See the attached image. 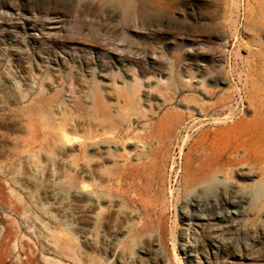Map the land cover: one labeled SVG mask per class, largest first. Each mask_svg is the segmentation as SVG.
<instances>
[{"label":"rangeland","instance_id":"obj_1","mask_svg":"<svg viewBox=\"0 0 264 264\" xmlns=\"http://www.w3.org/2000/svg\"><path fill=\"white\" fill-rule=\"evenodd\" d=\"M127 2L0 20V264H264V0Z\"/></svg>","mask_w":264,"mask_h":264},{"label":"bare ground","instance_id":"obj_2","mask_svg":"<svg viewBox=\"0 0 264 264\" xmlns=\"http://www.w3.org/2000/svg\"><path fill=\"white\" fill-rule=\"evenodd\" d=\"M35 1H38V0H0V9H2V10L5 9V11H9V12L15 14L14 16H10V17L9 16L0 17V20H2L4 22V24H7L9 26L10 25L14 26V25L19 24V22L22 20V15L39 12V11H36L37 7L35 5ZM43 1L50 2L51 0H43ZM56 1L58 2V1H62V0H56ZM91 1L94 4H99V6L103 7V6L107 5L112 0H91ZM129 6H130V2L128 0V2L125 3V5H124V12L125 11L128 12ZM46 15L49 17V19H47V20H43V19L40 20L39 19V20L35 21V23L39 27L47 26L51 23L53 24L54 22H50L51 20L53 21V19H57V18L62 17V14L60 12H55V11L47 13ZM58 23H59V21H58ZM1 28L2 27H0V36L4 34L1 30ZM33 35L36 37L39 36V38L42 40V42L43 43L46 42V44L48 43V45L49 44H55V45L62 46L65 49V51L67 50V55L70 54L69 51H72V52L80 51L83 53H86V52L91 53V51H89L88 49L83 48V47H85V46H83V45H85L84 42H82L83 39L81 37H79L78 35H74V34L71 35L69 33L68 29L64 25L61 26L60 30H58V31H48V32L41 31V32H39V34L33 33ZM119 55H121V54H119ZM120 57H123V55H121ZM97 101H98V99H97ZM99 104L100 103L98 101V105ZM230 131H228V132H230ZM236 131L237 130H234L232 132H236ZM230 136H231V134H230ZM205 138H206V132L204 133V135L201 136V140L205 139ZM194 159L191 160V164L194 163V161H195ZM231 162H232L231 160H224L223 158L217 156L216 152L214 150H212V154L209 155L206 158V160L201 161L196 167H194L193 171L191 172L192 174L189 175L190 176L189 177L190 185L194 189H196L197 187L208 188L210 186H213L215 183V181H213V179L215 178V175H216L215 174V172H216L215 169L217 170L216 167L222 166V165H225V164L231 163ZM222 205L225 207H236L237 203L232 198H226L223 201ZM188 217H190L193 221H195V224L199 227L204 225V223L206 224V222H209V224H212V226L215 227V225H216L215 222L226 221L228 219V217H224V216L216 215V214L210 215L208 217H204L201 214H192V216H188ZM214 230H216V229H214Z\"/></svg>","mask_w":264,"mask_h":264}]
</instances>
